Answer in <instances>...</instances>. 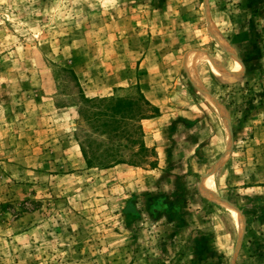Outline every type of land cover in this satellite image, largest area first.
I'll use <instances>...</instances> for the list:
<instances>
[{"label":"rangeland","instance_id":"374dc122","mask_svg":"<svg viewBox=\"0 0 264 264\" xmlns=\"http://www.w3.org/2000/svg\"><path fill=\"white\" fill-rule=\"evenodd\" d=\"M82 93L146 151L99 166ZM0 264H264V0H0Z\"/></svg>","mask_w":264,"mask_h":264},{"label":"trees","instance_id":"16d2710c","mask_svg":"<svg viewBox=\"0 0 264 264\" xmlns=\"http://www.w3.org/2000/svg\"><path fill=\"white\" fill-rule=\"evenodd\" d=\"M82 108L79 114L89 127L91 134H87L86 145L81 149H106L101 152L99 166L109 168L111 165L123 163L116 156L126 147H137L138 156L146 151L143 137L142 121L157 115V109L138 93L136 97H108L89 99L81 95ZM100 139V140H99ZM83 154L87 165L92 159Z\"/></svg>","mask_w":264,"mask_h":264},{"label":"bare ground","instance_id":"6f19581e","mask_svg":"<svg viewBox=\"0 0 264 264\" xmlns=\"http://www.w3.org/2000/svg\"><path fill=\"white\" fill-rule=\"evenodd\" d=\"M233 216L235 217L236 222H237L238 226L240 227V224H239L240 223L239 216L237 214H233Z\"/></svg>","mask_w":264,"mask_h":264}]
</instances>
